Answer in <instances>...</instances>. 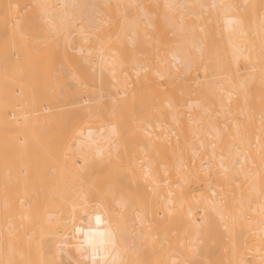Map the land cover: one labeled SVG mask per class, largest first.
I'll list each match as a JSON object with an SVG mask.
<instances>
[{
    "label": "bare ground",
    "instance_id": "6f19581e",
    "mask_svg": "<svg viewBox=\"0 0 264 264\" xmlns=\"http://www.w3.org/2000/svg\"><path fill=\"white\" fill-rule=\"evenodd\" d=\"M5 1L0 264H264V0Z\"/></svg>",
    "mask_w": 264,
    "mask_h": 264
},
{
    "label": "rangeland",
    "instance_id": "374dc122",
    "mask_svg": "<svg viewBox=\"0 0 264 264\" xmlns=\"http://www.w3.org/2000/svg\"><path fill=\"white\" fill-rule=\"evenodd\" d=\"M1 1H2V2H1ZM3 1H4V2H3ZM5 2H6L5 0H0V3H5ZM1 5H2V4H1ZM4 5H5V4H3L2 6H4ZM2 6H1V7H2ZM1 9H2V8H1ZM1 9H0V10H1ZM4 10H5V6L3 7V10H1V13H3V14H2V17H1V13H0V20H1V23H0V30H2V29L4 28L3 32H5V26H4V25H5V23H6V22H4V21H6V20H5V11H4ZM2 11H3V12H2ZM2 22L4 23V25H3ZM1 28H2V29H1ZM1 33H2V32H1ZM1 33H0V34H1ZM4 37L6 38V36H4L3 34H2V36L0 35V38H2V40H3V44H5V47L7 48V46H6V45H7V42H6V41H7V38H6V41H5ZM0 40H1V39H0ZM2 40H1V41H2ZM4 41H5L6 43H4ZM6 48H4V49L6 50ZM25 152H26V153H25ZM25 152H24V151L19 152L20 155H23V154H21V153H25L23 156H20L19 154H17V155L19 156V158H21V159L18 158V160H22V161H19L20 163H22V165L19 164V163L17 162V165L19 164V167L16 166V169H15V170H17L16 172H18L19 174H17V173H14V174H15V176L17 177V179L21 178V179H23L24 181L26 180L25 183H26L27 186H28V183L30 184V185H29L30 187L28 186V190H26V191H27L26 193H27V194L29 193L28 195H30L31 193H33V190L36 188V186H34V185H36V182H32V181H34V180L36 181V179H35V178H36V177H35L36 175H35V169H34L35 167H31V166L34 164L33 158H32V156H28V155H30L29 152H28V153H27V151H25ZM22 157H24V158H22ZM28 158H29V160H28ZM30 158L32 159V161H31ZM23 159H27V160H23ZM28 161H31V162H29V164H27ZM26 162H27V163H26ZM23 163H24V165H23ZM25 163H26V164H25ZM30 164H32V165H30ZM20 165H21V166H24V167H21ZM26 165L28 166V168L30 167V169H31V170L29 169V171H28V172H29L28 175H27V173H26V174L24 173V171L26 170L25 168L27 167ZM25 166H26V167H25ZM33 166H34V165H33ZM21 168H22V169H25V170L22 171ZM28 168H27V169H28ZM32 169H33L34 171H32ZM19 170H21L23 173H22V172H19ZM31 171L34 172V173H31ZM26 172H27V170H26ZM22 174H24V175H22ZM29 174H31V176L34 175V177H33L34 179H33V180H32V178H31V179H30V178H26L27 176H29ZM17 175H18V176H17ZM19 175L22 176V177H20ZM25 175H26V176H25ZM31 176H30V177H31ZM18 177H19V178H18ZM6 178H7V177H6ZM9 178H10V180H11V177H9ZM27 179H29V180H27ZM14 180H15V179H14V177H13V181H14ZM30 181H31V182H30ZM8 182H9V180H8ZM32 187H35V188L32 190ZM29 188H31V189L29 190ZM31 190H32V192H30ZM35 191H36V190H35ZM27 194H26V195H27ZM33 194H35V197L37 196L36 192L33 193ZM33 194H32L31 197H33ZM28 197H29V199H28V201H27V205L29 204V206L31 207V209H30V207L28 208V206H27L28 209H27L26 207H25L26 209H25V208H24V209H25V210H28V211H29V209H30V212L33 213V211H32V210H33L32 207L35 206V204H36V203H35V202H36V198L34 197V198H35V202H34V201H33L34 198H30V196H28ZM28 197H27V198H28ZM32 199H33V200H32ZM29 201H31V202L33 201L35 204H34L33 202L31 203V202H29ZM28 202H29V203H28ZM31 204H32V205H31ZM33 204H34V205H33ZM30 212H29V213H30ZM27 238L29 239V237H27Z\"/></svg>",
    "mask_w": 264,
    "mask_h": 264
},
{
    "label": "snow or ice",
    "instance_id": "6c2138e0",
    "mask_svg": "<svg viewBox=\"0 0 264 264\" xmlns=\"http://www.w3.org/2000/svg\"><path fill=\"white\" fill-rule=\"evenodd\" d=\"M97 220L99 221V217H97Z\"/></svg>",
    "mask_w": 264,
    "mask_h": 264
}]
</instances>
